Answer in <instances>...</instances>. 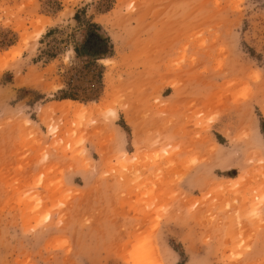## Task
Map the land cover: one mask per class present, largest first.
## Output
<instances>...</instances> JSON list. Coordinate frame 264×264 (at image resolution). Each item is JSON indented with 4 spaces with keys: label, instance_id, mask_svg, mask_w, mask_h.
<instances>
[{
    "label": "rangeland",
    "instance_id": "obj_1",
    "mask_svg": "<svg viewBox=\"0 0 264 264\" xmlns=\"http://www.w3.org/2000/svg\"><path fill=\"white\" fill-rule=\"evenodd\" d=\"M263 125L264 0H0V264H264Z\"/></svg>",
    "mask_w": 264,
    "mask_h": 264
},
{
    "label": "trees",
    "instance_id": "obj_2",
    "mask_svg": "<svg viewBox=\"0 0 264 264\" xmlns=\"http://www.w3.org/2000/svg\"><path fill=\"white\" fill-rule=\"evenodd\" d=\"M82 12H77L74 20L79 26L84 27V31L81 39L74 43L73 51L75 56L79 60H89L90 63L97 65L100 61L113 58L115 55L114 44L109 36H107L100 24L93 22L92 20L81 21ZM103 68V67H101ZM97 85H102V73L99 72L96 75ZM63 100H74L68 95L62 97ZM96 101V100H93ZM264 133V125H263Z\"/></svg>",
    "mask_w": 264,
    "mask_h": 264
},
{
    "label": "bare ground",
    "instance_id": "obj_3",
    "mask_svg": "<svg viewBox=\"0 0 264 264\" xmlns=\"http://www.w3.org/2000/svg\"><path fill=\"white\" fill-rule=\"evenodd\" d=\"M108 62V61H107Z\"/></svg>",
    "mask_w": 264,
    "mask_h": 264
}]
</instances>
